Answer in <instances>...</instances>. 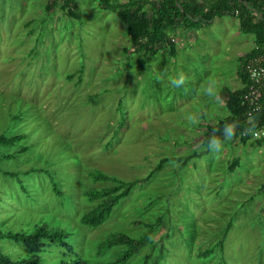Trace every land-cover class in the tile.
<instances>
[{"label": "rangeland", "instance_id": "obj_1", "mask_svg": "<svg viewBox=\"0 0 264 264\" xmlns=\"http://www.w3.org/2000/svg\"><path fill=\"white\" fill-rule=\"evenodd\" d=\"M65 1L0 0V136L22 137L0 145V230L68 233L74 251L52 247L43 264L94 258L111 233L138 238L146 224H158L152 242L127 264L161 251L160 264H264V140L226 139L220 152L203 144L227 115L224 91L243 89L240 58L253 37L225 16L171 32L174 54L141 56L100 0ZM174 157L186 161L161 163ZM97 170L152 176L89 228L80 219L96 204L84 193L113 186L94 183ZM0 248L13 260L28 255L11 241Z\"/></svg>", "mask_w": 264, "mask_h": 264}, {"label": "trees", "instance_id": "obj_2", "mask_svg": "<svg viewBox=\"0 0 264 264\" xmlns=\"http://www.w3.org/2000/svg\"><path fill=\"white\" fill-rule=\"evenodd\" d=\"M128 0L125 3L113 0H100L104 9L118 17L125 26V33L129 39L130 47L136 54L141 56H155L162 49L170 48V53H175V46L171 42L170 33L182 29L184 32L196 31L206 25L212 24L216 19L229 16L238 21L242 34L251 35L254 39L253 48L244 57L240 58L239 76L243 82L240 92L226 89L223 93L227 115L214 126L207 128L203 144L209 147V141L217 137L222 142L224 138L223 128L225 124L235 125L233 139L243 142L251 140V133L258 130L264 123V99L263 108L254 116L252 121L248 120L247 109L243 106L240 95L244 93L247 77L243 72L244 64L251 58L264 55V0ZM65 7L74 5V0H66ZM70 14L78 17L77 7ZM125 48L123 52L128 53ZM248 129H252L251 132ZM246 134V136H245ZM22 137L6 138L0 136V145L11 146ZM184 158L163 159L161 163L168 161L182 162ZM186 161V160H185ZM235 165H231L234 169ZM152 174L146 179L126 181L115 176L97 170L90 177L94 183H112V187L98 188L87 191L84 197L88 202L96 204L89 212L85 213L80 224L89 228H99L111 217L114 209L127 197L140 183L148 181ZM54 192L61 194L58 187L54 185ZM147 233L138 238L129 236L123 232H113L97 245L95 257L83 259L70 257L68 261L63 260L60 264H127L133 257L149 245L151 234L155 232L158 224H146ZM226 234L219 241L222 246ZM0 241H11L23 246L27 250V256L13 260L10 255L4 253L0 248V264H43L42 255L50 251L52 247H59L67 252H73L74 247L68 241V233L62 229L48 226L47 224L35 226L32 233H14L0 230ZM213 253L207 249L199 257L208 258ZM162 251L158 258L145 260V264H160L163 259Z\"/></svg>", "mask_w": 264, "mask_h": 264}, {"label": "built area", "instance_id": "obj_3", "mask_svg": "<svg viewBox=\"0 0 264 264\" xmlns=\"http://www.w3.org/2000/svg\"><path fill=\"white\" fill-rule=\"evenodd\" d=\"M243 72L248 82L244 93L240 95V100L247 109L248 120L252 121L263 108L264 55L249 59L243 66ZM250 135L253 140H264V123Z\"/></svg>", "mask_w": 264, "mask_h": 264}, {"label": "clouds", "instance_id": "obj_4", "mask_svg": "<svg viewBox=\"0 0 264 264\" xmlns=\"http://www.w3.org/2000/svg\"><path fill=\"white\" fill-rule=\"evenodd\" d=\"M170 84L173 87H180L181 85L184 84V79L182 76L179 78H174L170 81ZM211 91L212 90L209 89V93H211ZM248 131L251 132L252 129H248ZM223 132H224L225 139H231L235 135V125L225 124L223 128ZM209 147L212 148L216 152H220L223 147V144L219 138L214 137L209 141Z\"/></svg>", "mask_w": 264, "mask_h": 264}, {"label": "crops", "instance_id": "obj_5", "mask_svg": "<svg viewBox=\"0 0 264 264\" xmlns=\"http://www.w3.org/2000/svg\"><path fill=\"white\" fill-rule=\"evenodd\" d=\"M235 21V23H236V25H237V27H239V25H238V21L236 20V19H234ZM210 25V24H209ZM205 27V26H204ZM245 85H243V87H244Z\"/></svg>", "mask_w": 264, "mask_h": 264}]
</instances>
